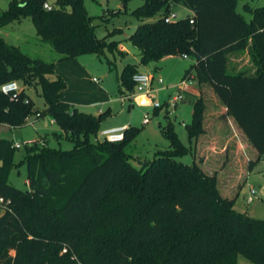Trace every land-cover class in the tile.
<instances>
[{"label":"trees","instance_id":"16d2710c","mask_svg":"<svg viewBox=\"0 0 264 264\" xmlns=\"http://www.w3.org/2000/svg\"><path fill=\"white\" fill-rule=\"evenodd\" d=\"M129 1L119 0L122 9ZM44 2L9 0L0 12V29L29 19L35 38L59 56L57 61L125 55L118 42L107 40L111 33L96 36L83 0H54L50 10L42 8ZM237 2L143 0L131 12L138 25L128 37L139 63L123 65L117 83L119 93L134 92L139 66H152L155 73L165 58L186 55L193 63L182 79L193 74L199 89L185 125L190 145L205 133L207 87L259 160L264 159V6L244 5L246 20ZM178 5L191 14L168 22ZM242 53L253 72L230 73L229 55ZM53 71L54 63L28 57L0 36V86L11 81L21 86L15 100L0 93V125L19 128L31 117H48L59 131L52 134L55 140L71 144L68 150L52 149L42 139L23 146L19 164L25 166L27 188L20 190L7 182L17 167L15 148L0 139V198L6 201L0 264H239V256L264 264V220L235 210V198L220 194L216 173L206 172L199 161H178L193 149L180 141L170 120L160 126L168 149L136 167L126 148L140 129L126 128L117 143H90L107 112L86 114L63 102L65 85L58 76L48 78ZM28 87L38 88L44 109L34 107L23 89Z\"/></svg>","mask_w":264,"mask_h":264},{"label":"rangeland","instance_id":"374dc122","mask_svg":"<svg viewBox=\"0 0 264 264\" xmlns=\"http://www.w3.org/2000/svg\"><path fill=\"white\" fill-rule=\"evenodd\" d=\"M8 1L0 0V12L6 9ZM53 1L47 0V3ZM142 4L143 0H130L126 8L122 9L119 0H83L86 13L93 17L92 25L95 26L96 36L102 38L111 33L107 40L116 41L128 50L129 54L123 56L112 52L105 53L104 58H97L95 55H82L70 60L57 61L59 56L47 44L39 42L35 38L33 26L27 18L0 30V36L7 44L16 46L20 52L30 58L54 63L53 74L48 78L53 79L58 76L63 80L65 88L62 99L68 100L69 102H66L74 106L75 109L91 115L107 112L100 123L99 131L121 125L140 129L135 139L126 148V152L132 157L133 165L139 167L140 162L152 160L157 151L168 149V142L160 131V126H164L168 119L173 123L180 141L186 147L191 146L193 149L192 154L179 158L178 161L191 165L194 161L198 163L201 159L202 165L199 164L206 172L216 173L220 194L226 198H235V210L249 217L264 220V159L257 160L256 150L250 146L249 151H246V155L253 160L251 166L244 156L236 158L231 146L227 152H220L222 143L217 137L218 133L215 134L217 139L214 140L215 145H213L216 150L209 147L199 150V147L195 148L194 143L190 145L188 141L185 125L191 122L192 109L197 97L187 92L188 89L180 88L178 85L181 83L185 71L193 63L192 61L185 60L181 56H174L165 62L158 63L159 71L154 74L152 93L149 95L137 93L136 90L119 93L117 77L123 65L138 64L139 61V52L130 44L128 37L138 25V21L131 15V12ZM244 5H248L251 9L260 8L264 6V0H238L237 12L249 20L250 15L244 11ZM118 10L119 13L111 15ZM173 12L177 14V19L189 15L188 11L182 7H175ZM115 29H119L120 32H113ZM228 61L230 73L243 70L250 73L254 70L247 53L231 54ZM146 68L151 69L152 66ZM92 79H95L96 82H93ZM158 79H161L164 87L174 86L169 88L171 94L169 98L181 90L182 100L176 106L179 109H174L168 115L164 110L155 113L153 108L154 101L163 102L168 98V96L165 97L164 92L157 91L159 88ZM17 84L21 89L20 84ZM190 87L197 88L194 81ZM23 89L35 108L38 110L45 108L38 88ZM203 95L208 100L207 118L210 117L208 115H225V110L220 107L218 100L207 87L204 88ZM146 114L149 115L150 121L147 125H143L142 120ZM29 120L30 118L24 126L19 128L0 125V139L8 140L12 144H20V147L14 149L12 153V163L17 167L10 170L7 175V182L20 190L27 188L25 166L19 164L23 155V146L38 143L39 136H44L48 147L52 149L68 150L71 148V144L66 140H55L52 136L51 132L56 131L57 128L49 123L48 117L35 120L33 124H30L31 120ZM211 125L212 121L208 119L205 127L210 134L214 135V132L217 131H211ZM99 131L95 138L89 137L90 143L102 140L98 135ZM209 133L207 134L209 135ZM248 187H252L256 192V196L250 204L246 202ZM2 212L3 210L0 208V215ZM63 252L65 249L61 250V253ZM239 264L251 263L239 256Z\"/></svg>","mask_w":264,"mask_h":264},{"label":"crops","instance_id":"0c3cea01","mask_svg":"<svg viewBox=\"0 0 264 264\" xmlns=\"http://www.w3.org/2000/svg\"><path fill=\"white\" fill-rule=\"evenodd\" d=\"M176 7H182V6L178 5ZM182 9H185V8L182 7ZM185 10H187V9H185ZM188 14L190 15L191 13H189V11H188ZM189 15H187V16H189ZM0 30H2V29H0ZM117 48L123 54H125V55L126 54H129L128 53V50L126 49L125 46H122L121 44H118V47ZM169 58H171V57H169ZM167 59L168 58H165L161 62H165ZM138 63H139V61H138ZM158 71H159V68H158V70L155 73H157ZM139 72L151 73V74H153V76L155 74V73L152 72L151 69H147L144 66H139ZM76 74H78V73H76ZM158 85H159V88H158L157 91L164 92L165 95H166L165 97L168 96V98L166 99V100H168L169 97L171 96V94L169 93V88L170 87H174V86L164 87L163 84H158ZM195 85H196V83H195ZM187 92H189L194 97H198L199 96V89L198 88L190 87ZM62 94H63V91L61 93V100L63 102H65V103H67L69 106H71V107L74 108V106H72V105H70L68 103L69 102L68 100H63L62 99ZM66 101H68V102H66ZM163 102H165V100ZM175 109L177 110V109H179V107H176ZM222 109L225 110L224 111L225 112L224 113L225 115H208V116H210L209 118H207L206 115H205V122H204L205 133L203 135H201L196 141H193L195 148H198L199 147V150H201V149H204V148L207 149L209 147L211 149L216 150V148L213 145H215L214 144V140L217 139L216 136H215V134L218 133L217 137L219 138V140L222 143V145H221V148L222 149L220 150V152H227L229 150V147L231 146L232 147V151L236 155V158L237 157H240V156L241 157L244 156L247 159L248 162H252L253 160L250 159L246 155V151H249V148H250V145L247 142L246 137L243 135L242 131L237 127V125L234 123V121L232 120V118H230L229 116L226 115V109L225 108H222ZM39 119H42V118L36 119L34 117H31L30 118V120H31L30 124H33L35 120H39ZM208 119H210L212 121V125H211L212 126V130L211 131H217V132H214V135L213 134H210L209 131H207V128L205 127L206 122H207ZM49 123L52 124V125H54L52 123V120L50 118H49ZM142 123H143V120H142ZM147 124H145V125H147ZM118 127L128 128L126 125H121V126H118ZM118 127H115V128H118ZM51 133L52 134L53 133H59V131L57 129L56 131H52ZM207 133H209V135ZM204 135H205V137H202ZM42 139H45V137L44 136L43 137H40L39 136V140H37L38 143H39V141H42ZM28 141H30V140H28ZM199 161H200L199 163L202 165L201 159ZM25 183H26V181H25ZM244 183H243V185H244Z\"/></svg>","mask_w":264,"mask_h":264},{"label":"built area","instance_id":"2783aa9c","mask_svg":"<svg viewBox=\"0 0 264 264\" xmlns=\"http://www.w3.org/2000/svg\"><path fill=\"white\" fill-rule=\"evenodd\" d=\"M42 8L45 10H50L51 6L49 3L44 2L42 4ZM177 15L175 13L170 14L167 17L168 22H176ZM190 24H192V21H190ZM183 59L187 60L188 57L186 55L181 56ZM133 82L135 83V90L137 93H143V94H151L152 93V82L154 81V76L151 73H144L139 72L136 73L133 78ZM93 82H96L95 79H92ZM195 82L194 75L190 74L188 77L182 79L181 83L178 85V87H183L185 89H189L190 85ZM157 84H162L161 79L157 80ZM20 91L19 85L14 82H7L0 86V93L2 95L7 96L10 100H15L17 98V95ZM182 100V94L181 90L174 95L173 97L169 98L165 102H153V108L155 110L160 109L167 111L169 114L173 112V110L176 108L179 101ZM150 120V117L148 114L144 115L143 117V124H147ZM125 127H118V128H110V129H104L99 131L98 135L101 137V139L105 140L108 143H117L122 141L123 139V131H125ZM12 147L15 149H18L20 147L19 143H13ZM256 196V192L252 187H248V197H247V204H250L253 202V198ZM6 206V201H4L2 198H0V208H4Z\"/></svg>","mask_w":264,"mask_h":264},{"label":"water","instance_id":"95a60500","mask_svg":"<svg viewBox=\"0 0 264 264\" xmlns=\"http://www.w3.org/2000/svg\"><path fill=\"white\" fill-rule=\"evenodd\" d=\"M0 165H1V163H0Z\"/></svg>","mask_w":264,"mask_h":264}]
</instances>
